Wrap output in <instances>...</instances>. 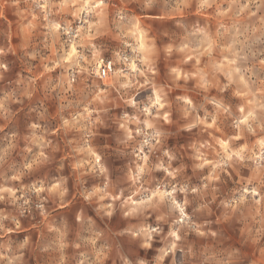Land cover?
I'll use <instances>...</instances> for the list:
<instances>
[{
    "label": "clouds",
    "instance_id": "1",
    "mask_svg": "<svg viewBox=\"0 0 264 264\" xmlns=\"http://www.w3.org/2000/svg\"><path fill=\"white\" fill-rule=\"evenodd\" d=\"M0 264H264V0H0Z\"/></svg>",
    "mask_w": 264,
    "mask_h": 264
}]
</instances>
